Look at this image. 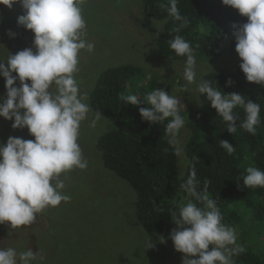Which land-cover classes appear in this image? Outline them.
Segmentation results:
<instances>
[{
    "label": "clouds",
    "instance_id": "1",
    "mask_svg": "<svg viewBox=\"0 0 264 264\" xmlns=\"http://www.w3.org/2000/svg\"><path fill=\"white\" fill-rule=\"evenodd\" d=\"M85 2L0 0V4L9 8L16 3L22 5L26 14L18 17V24L35 34L36 49L10 53L6 61L0 59V75L7 90L6 97H0V117L14 120L13 129L27 128L35 138L9 137L6 145L0 142V224L10 223L13 229L31 225L37 214L70 202L71 196L64 191L67 174L88 168L78 142L81 125L90 120L89 127L95 129L105 119L100 111L90 119L93 110L76 78L81 51L92 53L95 49L94 43L87 40ZM222 3L247 17L248 22L234 33L236 52L242 60L240 68L246 80L264 87V0H222ZM167 12L182 27L188 25V19L180 13L178 0H169ZM174 31L179 32L180 28ZM169 43L177 56L186 57L184 80L195 83L196 58L190 43L180 35ZM196 90L206 94L211 107L226 122L229 133L237 132L239 116L234 110L243 106L245 118L239 127L256 135L261 123V107L257 102L246 101L241 94L225 95L209 82H200ZM119 99L127 105H150L139 109L141 117L152 123L167 121L165 133L169 144L175 148L176 155L181 154L178 136L185 121L180 115L177 96L155 89L143 102L135 94L120 93ZM220 146L229 155L235 151L228 141L220 140ZM246 173L245 187L264 188V171L249 166ZM180 187L195 201L180 206L172 216L177 230L172 232L171 239L176 251L185 254L183 264H235L233 257L246 249L238 243L236 228L222 223V213L208 195L207 182L198 191L195 165ZM161 210L157 206V211ZM151 247L149 239L147 249ZM37 259H44L42 250L17 253L14 248H0V264H33Z\"/></svg>",
    "mask_w": 264,
    "mask_h": 264
},
{
    "label": "rangeland",
    "instance_id": "2",
    "mask_svg": "<svg viewBox=\"0 0 264 264\" xmlns=\"http://www.w3.org/2000/svg\"><path fill=\"white\" fill-rule=\"evenodd\" d=\"M25 14L20 3L11 8L0 4V59L6 61L10 53L15 55L28 48L36 51L35 34L18 24V17ZM83 15L87 40L94 43L95 49L92 53L81 51L76 78L93 110L90 119L96 112L90 104L91 93L102 74L111 68L134 65L155 74L160 89L180 100L181 115L197 102L196 89L204 73L232 72L242 63L236 48L223 58L211 60L193 54L197 76L195 83L188 84L183 78L186 58L175 60L159 53V37L165 24L145 14L142 0H86ZM5 84L0 75V97L7 95ZM102 116L105 119L95 129L89 127L90 120L81 125L78 142L88 168L67 174L64 191L71 196L70 202L37 214L36 221L28 226L13 229L10 223L0 224V248H14L17 253L42 250L44 259L33 264H183L185 254L176 251L171 236L150 235L139 222L136 190L104 167L98 141L117 125ZM13 123L0 117V142L6 145L9 137L35 139L27 128L13 129ZM181 131L178 160L185 169V124ZM248 222L243 216L234 226L238 243L243 247L249 243L264 254V228ZM149 239L153 247L147 249Z\"/></svg>",
    "mask_w": 264,
    "mask_h": 264
},
{
    "label": "trees",
    "instance_id": "3",
    "mask_svg": "<svg viewBox=\"0 0 264 264\" xmlns=\"http://www.w3.org/2000/svg\"><path fill=\"white\" fill-rule=\"evenodd\" d=\"M142 2L149 18L165 24L159 37V53L175 60L186 58L177 56L170 48L169 42L176 35L188 41L193 54L202 60L223 58L235 50L234 33L248 22L247 17L223 5L222 0H178L180 13L189 21L182 27L181 22L168 15L169 0ZM176 28L180 31H174ZM148 74L153 73L134 65L111 68L102 74L90 98L91 107L117 125L100 137L98 148L104 167L136 190L137 217L145 231L169 237L177 230L173 213H178L179 207L189 201L195 202L180 187L187 181L193 165L198 191L207 182L208 195L220 209L222 223L234 227L246 216L250 225L264 228V188L243 184L247 167L264 171V87L248 82L241 68L204 73L200 82H209L225 95L241 94L246 101L257 102L261 107V123L256 135L244 131L239 125L245 111L238 106L234 110L239 116L237 132L229 133L226 122L211 107L206 94L199 93L197 102L181 114L188 129L184 169L165 133L167 121L160 124L145 121L139 109L150 105H127L119 99L120 93L135 94L143 102L148 93L161 90L159 78ZM133 85L136 87L131 88ZM220 140L235 147L233 154L220 146ZM157 206L162 210L157 211ZM244 247L245 252L233 257L235 264H264V254L256 252L249 243Z\"/></svg>",
    "mask_w": 264,
    "mask_h": 264
},
{
    "label": "flooded vegetation",
    "instance_id": "4",
    "mask_svg": "<svg viewBox=\"0 0 264 264\" xmlns=\"http://www.w3.org/2000/svg\"><path fill=\"white\" fill-rule=\"evenodd\" d=\"M37 250V252H39V250L38 249H36Z\"/></svg>",
    "mask_w": 264,
    "mask_h": 264
}]
</instances>
